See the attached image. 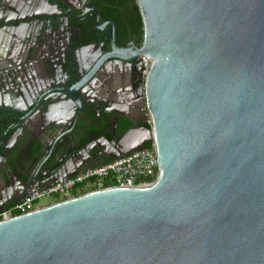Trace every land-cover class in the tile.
<instances>
[{
	"label": "water",
	"instance_id": "obj_1",
	"mask_svg": "<svg viewBox=\"0 0 264 264\" xmlns=\"http://www.w3.org/2000/svg\"><path fill=\"white\" fill-rule=\"evenodd\" d=\"M38 2L0 0V45L43 21ZM137 3L150 128L125 133L121 155L153 140L156 180L1 221L0 264H264V0ZM69 78L43 100L72 97Z\"/></svg>",
	"mask_w": 264,
	"mask_h": 264
},
{
	"label": "flooded vegetation",
	"instance_id": "obj_2",
	"mask_svg": "<svg viewBox=\"0 0 264 264\" xmlns=\"http://www.w3.org/2000/svg\"><path fill=\"white\" fill-rule=\"evenodd\" d=\"M34 10L43 21L23 24L17 39L0 45V210L120 156L122 136L144 127L145 79L133 52L143 43L137 0H39ZM71 73L83 83L74 95H60V105L52 103L54 93L44 101ZM41 118L58 126L46 131Z\"/></svg>",
	"mask_w": 264,
	"mask_h": 264
},
{
	"label": "built area",
	"instance_id": "obj_3",
	"mask_svg": "<svg viewBox=\"0 0 264 264\" xmlns=\"http://www.w3.org/2000/svg\"><path fill=\"white\" fill-rule=\"evenodd\" d=\"M142 77L151 65L148 57L140 56ZM147 122L150 124L149 116ZM159 161L153 140L151 147L120 155L97 166L86 167L70 176L60 177L42 187L28 191L18 202L0 210V222L28 214L46 206L73 199L83 194L116 187H145L158 175Z\"/></svg>",
	"mask_w": 264,
	"mask_h": 264
},
{
	"label": "trees",
	"instance_id": "obj_4",
	"mask_svg": "<svg viewBox=\"0 0 264 264\" xmlns=\"http://www.w3.org/2000/svg\"><path fill=\"white\" fill-rule=\"evenodd\" d=\"M143 126L146 127V128H150V124H148V122L144 121L143 122ZM126 128V126H123L122 128V131ZM151 147V141L149 142H145L142 146V149H145V148H149Z\"/></svg>",
	"mask_w": 264,
	"mask_h": 264
},
{
	"label": "rangeland",
	"instance_id": "obj_5",
	"mask_svg": "<svg viewBox=\"0 0 264 264\" xmlns=\"http://www.w3.org/2000/svg\"><path fill=\"white\" fill-rule=\"evenodd\" d=\"M139 111L141 113L142 119L147 122L146 118H147V115H148V111H147L146 106L142 105V107L139 108Z\"/></svg>",
	"mask_w": 264,
	"mask_h": 264
},
{
	"label": "crops",
	"instance_id": "obj_6",
	"mask_svg": "<svg viewBox=\"0 0 264 264\" xmlns=\"http://www.w3.org/2000/svg\"><path fill=\"white\" fill-rule=\"evenodd\" d=\"M1 17V16H0ZM0 20H1V18H0Z\"/></svg>",
	"mask_w": 264,
	"mask_h": 264
}]
</instances>
